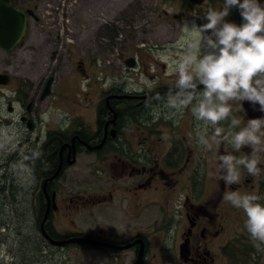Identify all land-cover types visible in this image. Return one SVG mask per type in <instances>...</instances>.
Returning <instances> with one entry per match:
<instances>
[{"label":"flooded vegetation","instance_id":"af4514ba","mask_svg":"<svg viewBox=\"0 0 264 264\" xmlns=\"http://www.w3.org/2000/svg\"><path fill=\"white\" fill-rule=\"evenodd\" d=\"M9 1L20 11H30V19L40 21L37 6L21 8L18 1ZM259 3L264 6V0ZM223 4L224 0H129L111 24L91 14L89 34L79 39L71 34L79 43L75 44L78 54L71 50L73 76L63 83L57 82L54 65L46 70L19 57L0 58V99H4L0 102V192L7 191L0 199L9 198L17 222H29L33 213L35 231L42 234L43 243L55 248L49 238L88 237L108 246L76 243L57 248L92 247L120 264L230 262L236 241H221L234 233L227 223L236 208L224 196L254 190L264 203V153L259 176H249L241 167V182L228 186L219 179L218 156L244 157L251 149L237 152L227 143L218 150L214 146L209 154L217 160V177L206 192L202 167L193 165L189 171L195 153L191 147L200 148L196 128L187 135L182 128L174 132L170 126L176 116L167 107V98L178 77L169 75L170 61L160 72V62L144 54L166 50L168 41L163 43L157 35L148 51L146 39L129 44L135 49L122 47L124 24L133 37L140 31L182 30L184 22L206 23L203 14L209 8L222 9ZM225 19L243 23L238 8H231ZM29 25L23 42L11 53L25 45ZM178 42L175 39L169 46ZM126 51L132 55L125 57ZM139 75L149 78L151 87L141 89L123 81L107 84L109 78ZM80 78L87 80L86 104L73 95ZM50 80V93L45 95ZM68 86L72 108L61 104V91ZM230 103L240 127L248 119L264 117L258 109L249 115L246 101ZM230 120L219 126L227 128ZM197 123L193 121L195 127ZM161 127H167L166 132ZM209 132L211 136V127Z\"/></svg>","mask_w":264,"mask_h":264},{"label":"clouds","instance_id":"9594fccd","mask_svg":"<svg viewBox=\"0 0 264 264\" xmlns=\"http://www.w3.org/2000/svg\"><path fill=\"white\" fill-rule=\"evenodd\" d=\"M231 8H238L243 23L227 22ZM197 25L184 22L177 47L178 58L169 62V75H176L174 90L168 93L167 107L172 115L191 106L197 121L196 138L206 150H218L227 143L239 152L251 149L244 157L220 154L219 179L228 186L241 182L240 168L252 177L259 176L260 154L264 153V117L248 119L244 127L232 116L230 102H249L264 112V6L259 0H224L222 9L209 8ZM210 33V34H209ZM199 85V88H198ZM227 128L220 127L229 120ZM213 134L208 135V128ZM239 129V130H237ZM224 199L245 215L244 228L254 246L264 245V203L256 194L226 192Z\"/></svg>","mask_w":264,"mask_h":264},{"label":"rangeland","instance_id":"374dc122","mask_svg":"<svg viewBox=\"0 0 264 264\" xmlns=\"http://www.w3.org/2000/svg\"><path fill=\"white\" fill-rule=\"evenodd\" d=\"M21 8H26L28 6H37V16L40 21L35 19H30V29L29 35L25 45L16 50L15 52L5 53L0 49V58H7L10 56L19 57L20 59L34 61L36 66L40 69L48 70L50 65H54L52 69L57 77V82H62L63 79L72 77V67H71V50L75 54H78L76 49L79 43L74 42L71 38V34L76 33L78 36H83L85 32L89 34V29L91 26V14L102 16L103 22L106 24H111L112 21L118 20L120 16V8H126V4L129 0H16ZM76 22H75V21ZM77 23V24H76ZM77 25V29L75 28ZM124 24V41L122 42V47L129 49H135V47L129 46L132 42L136 40L146 39V51L152 48V41L155 37L161 39L164 43L165 40L168 42L164 43L167 46L166 50L163 51H151L145 52L146 56H152V59H157L160 62V72H163V64L168 63L172 59H176L182 52V49L177 46L170 47V43L181 38L182 30H168L162 29L157 32L145 31V32H135L137 37L131 35V31ZM172 34V36H171ZM84 43V41H83ZM75 44L77 47L75 48ZM142 45V43H140ZM163 45V44H162ZM161 46V45H159ZM81 50V49H80ZM132 53L128 51L124 52V56H130ZM149 63V62H148ZM81 85L77 86L78 90L73 95L76 97V101H80L83 104L87 103L84 99L85 91L84 88L87 85V80L81 79ZM121 83H136L135 87H140L141 89L149 88L153 84L152 81L145 77L144 75L127 77L124 79H111L109 78L107 84L109 86L114 85L115 82ZM69 80H65L63 85H66ZM63 83V82H62ZM61 83V84H62ZM71 85V84H70ZM70 88L66 91H61L63 96L61 104L67 108H72L70 99H73V95L70 92ZM81 93V94H80ZM9 94V93H7ZM0 102L4 103V99H0ZM94 102L96 100L94 99ZM189 109V108H188ZM188 109L184 110L182 114H176L175 120L170 124L172 131H177L182 128L183 134H192L193 121L196 123L191 111ZM71 112V111H69ZM169 120V118H167ZM180 127V128H179ZM160 130L166 132L167 127H161ZM210 127L208 128V134L210 133ZM177 134H180L176 132ZM165 134V133H161ZM194 150V154L191 157V165L189 171L193 165L196 169L200 166L202 167V180L204 185V190L206 192L214 184L217 177V160L213 154H209V150H206L200 146V148L191 147ZM203 150V151H202ZM207 151L204 155L202 152ZM7 191L0 192L4 195ZM7 194V193H6ZM239 194H256V191H242ZM20 198V196H18ZM9 198L4 200L0 199V264H120L118 261L114 260V257L109 255L103 250H98L88 246H67L64 248H57L63 246H54L43 243L40 235L36 234V224L34 222L35 218L33 213L29 215V222H17L14 219V206L7 203ZM21 206L18 204L17 210L20 212ZM245 215L241 209L236 211H231L230 220L227 223V229H230L233 234L227 235L223 238L221 243H224L227 239L236 241L235 248L230 251L233 256L238 255V252L250 251L254 244H251V239L244 228ZM115 223V222H111ZM110 223V225H112ZM8 228H5V225ZM109 225V226H110ZM50 245L49 247L46 245ZM226 244V243H224ZM43 246V247H42ZM257 253L252 255L253 259H249L247 264H264V245L258 250L254 246ZM232 258L230 262L225 264H232ZM222 264V263H221ZM239 264V262H237Z\"/></svg>","mask_w":264,"mask_h":264},{"label":"water","instance_id":"95a60500","mask_svg":"<svg viewBox=\"0 0 264 264\" xmlns=\"http://www.w3.org/2000/svg\"><path fill=\"white\" fill-rule=\"evenodd\" d=\"M31 12H23L10 4L9 0H0V49L10 52L19 47L26 35ZM1 78V77H0ZM51 80L47 85L45 95L50 93ZM246 110L249 115H254L258 105L253 106L246 101ZM47 235V234H45ZM55 246L68 244H83L98 247L108 246L107 244L88 237H76L64 241H54L49 238Z\"/></svg>","mask_w":264,"mask_h":264},{"label":"trees","instance_id":"16d2710c","mask_svg":"<svg viewBox=\"0 0 264 264\" xmlns=\"http://www.w3.org/2000/svg\"><path fill=\"white\" fill-rule=\"evenodd\" d=\"M251 244H254L253 241H251ZM234 253V252H232ZM255 253H257V251L255 250L254 246L251 247L250 251H245V253L243 254L242 252H238V255L233 256V254H229L230 258H232V264H237V262H239V264H247V261L249 259H253L252 255L254 256Z\"/></svg>","mask_w":264,"mask_h":264}]
</instances>
